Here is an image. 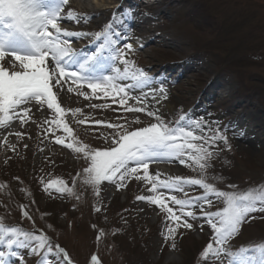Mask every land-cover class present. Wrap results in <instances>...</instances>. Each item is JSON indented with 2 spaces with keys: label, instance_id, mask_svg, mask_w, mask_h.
<instances>
[{
  "label": "rangeland",
  "instance_id": "rangeland-1",
  "mask_svg": "<svg viewBox=\"0 0 264 264\" xmlns=\"http://www.w3.org/2000/svg\"><path fill=\"white\" fill-rule=\"evenodd\" d=\"M118 1L68 0L65 13L72 10L74 15L88 17L86 21L62 19L66 20L65 24L59 23L61 30L87 34L83 38H71L73 50L81 51L84 56L92 54L100 43L96 34L105 31L103 28L108 24L117 27L126 20L124 11L107 9ZM133 1L142 11L140 17L149 16V21L144 27L129 32L133 43L130 42L132 50L127 52L126 58L155 77V84L165 82L166 99L161 98L159 104L148 95L152 88L143 93L147 95L148 109L157 111L169 126H174L179 116L185 115L202 118L212 128L222 129L227 136V146L218 142L212 149L215 155L205 174L206 182L224 191L242 192L250 186L264 188V183H253L264 175V103L257 98L252 102L242 95L244 91L255 90L264 97V0ZM253 54L261 61H254ZM181 58L188 60L178 65L168 64L172 59ZM4 66L8 68L9 64L5 62ZM121 83L131 85L132 82ZM80 92L90 98L86 99ZM130 95L140 93L133 88ZM58 96L66 110L65 121L73 131L69 135L54 130L55 135L75 146L107 150L113 146L112 137L118 131L107 124H122L131 131L156 122L145 113L126 112L124 108L134 105V100L129 99L128 105L119 106L110 96L93 95L86 83L80 85L79 92L73 86L72 92L65 90ZM77 108L81 111L75 112ZM31 112L35 115L29 119L37 122L51 115L47 110L37 111L35 106ZM252 115L260 118L261 125L254 127ZM137 118L138 123L134 122ZM98 121L104 124L96 123ZM15 128L13 134L3 136L6 143L0 142V221L5 226L36 233V228L46 229L51 241L68 248L78 264H91L89 258L95 253L100 257L98 264H187L190 257L194 258L190 264H204L200 254L211 242L212 232L203 217L195 219L197 225H193L191 231L188 229L190 232L187 228L182 231L183 235L186 232L190 235L183 238L185 251L179 248L182 237L181 227H177L173 249V240L164 239L167 235L164 212L135 199L138 195H149L151 185L130 178L126 186L118 190L102 182L97 194L92 186L84 183L83 170L90 166V161L83 153L56 144L54 137L45 135L35 124H17ZM16 131L26 135L17 140ZM11 145H15L14 151ZM9 158L20 165L17 168L20 176L11 175L14 163L1 169ZM149 171L153 175L159 173L160 180L176 176L201 178L199 170L187 158L185 164L179 160L171 163L170 174V171L150 166ZM140 175H143L142 170ZM53 180H63L71 191L63 195L55 190L44 191L43 186ZM189 190L184 192L190 195ZM171 194L179 199L185 196L178 190L166 192V195ZM209 198L213 204L211 208L205 205L206 210L217 211L224 206L220 198L212 195ZM24 211L31 219L25 218ZM250 216L254 218L243 223L238 234L229 241L228 247L234 253L241 249H237L238 241L259 240L264 236V212L257 211ZM168 226L176 227L171 222ZM100 232L103 235L98 239ZM18 248L14 247L13 251ZM24 251L30 253L22 248L19 254ZM43 254L49 260L41 259ZM43 254H31L29 258L37 256L33 263L22 258L23 264H41L42 261L58 264L56 250ZM213 264L221 262L216 260ZM223 264H228L226 258Z\"/></svg>",
  "mask_w": 264,
  "mask_h": 264
},
{
  "label": "snow or ice",
  "instance_id": "snow-or-ice-1",
  "mask_svg": "<svg viewBox=\"0 0 264 264\" xmlns=\"http://www.w3.org/2000/svg\"><path fill=\"white\" fill-rule=\"evenodd\" d=\"M67 5L68 0H0V129H7L9 134H13L15 124L24 126L32 123L45 135L54 137L56 144L75 153H83L90 161V166L83 170L84 183L92 186L97 194L102 182L118 190L124 188L130 178L151 185L149 195H138L135 199L155 205L164 212L167 228L164 239L173 240V249L177 227L192 229L193 224L189 220L203 217L212 232L211 242L200 254L204 264H213L216 260L223 264V258L228 260V264H264V242L254 248L242 247L235 253L228 247L241 225L249 218H254L250 214L264 212V188L250 186L242 192L224 191L206 182L205 174L215 155L212 149L218 146V142L227 146V136L222 129L219 126L212 128L202 118L185 115L179 116L174 126H169L157 111L148 109L147 95H130L133 88L142 92L145 87H150L152 91L148 95H151L154 103L159 104L161 98L166 99L165 82L155 84V77H150L126 58L127 52L132 50V44L126 42L128 33L114 31L111 25L107 26L106 31L96 34V39L100 41L99 51H93L81 59V54L70 46L71 38H83L87 34L61 30L58 21H86L88 17L74 15L72 10L65 13ZM121 41L125 43L121 44ZM103 60L112 62L108 65L110 75L96 73V65ZM5 62L9 64L8 68L4 66ZM122 81L132 83L126 85ZM83 83L93 95L102 93L105 97L110 96L119 106L128 105L129 99L134 100L135 104L124 110L145 113L156 122L131 131L122 124H107V127L118 130L112 137L113 146L107 150L66 143L54 131L61 130L69 135L73 131L65 121L66 110L59 102L58 94L65 90L72 92L73 86L79 92ZM80 94L86 99L90 98L85 92ZM33 106L37 111L47 110L51 115L44 116L39 122L30 120L29 117L35 115L31 112ZM80 111L79 108L75 109V112ZM134 122L138 123V118ZM96 123L104 124L103 121ZM14 135L20 140L26 133L16 131ZM0 142L6 143V137L0 136ZM11 149L14 151L15 145H11ZM162 158L178 159L181 164H185L187 158L199 170L201 178L184 179L176 176L170 180H160L159 173L150 174L149 166L151 162ZM141 170L143 175H140ZM185 185L199 186L206 194L187 198ZM43 190H55L61 195L71 191L65 187L63 180L50 181L43 186ZM173 190L184 193L186 198L179 199L175 194L166 195V192L171 193ZM209 194L220 198L224 206L217 211L206 210L205 205L211 208L213 204ZM23 215L31 219L27 211ZM169 222L176 227L168 226ZM200 229L203 230V225H200ZM102 235L100 232L98 239ZM0 244L6 245L8 249L7 253L0 252V264H9L6 256H17L13 251L16 246L29 250L32 255L57 250L64 264H72L66 250L53 243L42 231H25L0 222ZM250 255L255 259L249 260ZM89 259L91 264H98L97 256L92 255ZM11 264H23L22 254Z\"/></svg>",
  "mask_w": 264,
  "mask_h": 264
},
{
  "label": "bare ground",
  "instance_id": "bare-ground-1",
  "mask_svg": "<svg viewBox=\"0 0 264 264\" xmlns=\"http://www.w3.org/2000/svg\"><path fill=\"white\" fill-rule=\"evenodd\" d=\"M105 3V2H104ZM251 119L253 120V123H254V127H258L259 125H261L262 122H259V119L258 116H251ZM263 127V126H262ZM7 130V129H6ZM175 256V255H174Z\"/></svg>",
  "mask_w": 264,
  "mask_h": 264
}]
</instances>
